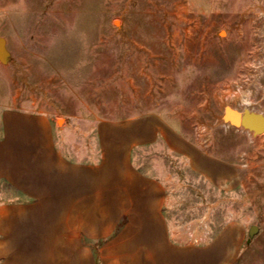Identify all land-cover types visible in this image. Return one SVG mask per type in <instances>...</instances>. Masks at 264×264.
Masks as SVG:
<instances>
[{
  "label": "rangeland",
  "instance_id": "1",
  "mask_svg": "<svg viewBox=\"0 0 264 264\" xmlns=\"http://www.w3.org/2000/svg\"><path fill=\"white\" fill-rule=\"evenodd\" d=\"M0 37V98L44 107L66 155L92 158L96 118L137 92L184 110L187 137L237 178L212 184L161 143L136 165L164 185L172 231L203 242L231 221L255 226L241 264L263 263L264 133L233 114L264 116V0H0Z\"/></svg>",
  "mask_w": 264,
  "mask_h": 264
},
{
  "label": "crops",
  "instance_id": "2",
  "mask_svg": "<svg viewBox=\"0 0 264 264\" xmlns=\"http://www.w3.org/2000/svg\"><path fill=\"white\" fill-rule=\"evenodd\" d=\"M6 95L0 264H241L251 255L253 239L241 222L226 223L203 242L172 231L164 185L135 163L137 150L161 143L212 184L237 178L232 165L187 137L184 110L176 114L137 92L118 115L96 118V153L82 159L61 149L44 107Z\"/></svg>",
  "mask_w": 264,
  "mask_h": 264
},
{
  "label": "water",
  "instance_id": "3",
  "mask_svg": "<svg viewBox=\"0 0 264 264\" xmlns=\"http://www.w3.org/2000/svg\"><path fill=\"white\" fill-rule=\"evenodd\" d=\"M5 55V41L0 37V60H3ZM233 120L244 129L250 130L253 134L264 133V116L244 110L240 115L233 114ZM256 230L255 226L250 227L249 237L252 231Z\"/></svg>",
  "mask_w": 264,
  "mask_h": 264
}]
</instances>
